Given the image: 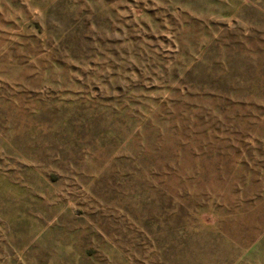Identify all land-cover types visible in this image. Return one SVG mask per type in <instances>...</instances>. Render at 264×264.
I'll use <instances>...</instances> for the list:
<instances>
[{
    "label": "rangeland",
    "instance_id": "obj_1",
    "mask_svg": "<svg viewBox=\"0 0 264 264\" xmlns=\"http://www.w3.org/2000/svg\"><path fill=\"white\" fill-rule=\"evenodd\" d=\"M0 264H264V0H0Z\"/></svg>",
    "mask_w": 264,
    "mask_h": 264
}]
</instances>
